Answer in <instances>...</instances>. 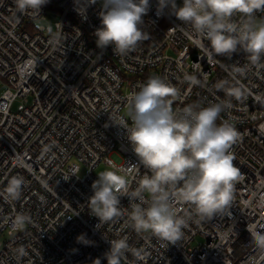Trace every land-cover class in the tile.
Segmentation results:
<instances>
[{
    "label": "built area",
    "instance_id": "2783aa9c",
    "mask_svg": "<svg viewBox=\"0 0 264 264\" xmlns=\"http://www.w3.org/2000/svg\"><path fill=\"white\" fill-rule=\"evenodd\" d=\"M182 2L176 0L178 6ZM101 3L48 0L34 15L19 13L14 0H0V85L8 87L0 94V192L12 176L26 182L19 200L0 196V264H95L97 258L107 264L109 240L121 237L130 246L122 264H264V250L248 231L250 226L264 233V69L251 66L242 50L230 59L214 54L209 59V42L197 44L191 27L168 9L158 14V0H149L142 17L149 38L134 52L120 56L112 46L102 50L94 35L101 26ZM81 4L84 13L83 7L78 11ZM50 14L58 16L53 24L37 25ZM255 15L258 22L264 19V11ZM233 65L247 66L237 79L248 95L239 101L216 88L231 79ZM150 76L177 89L174 111L230 103L217 123L236 128L231 151L242 173L230 206L203 221L193 214L180 240L166 246L149 232L133 230L127 197H121V217L100 228L88 205L97 170L107 160L118 169L139 164L126 129L115 122L127 119L129 94ZM18 99L23 105L15 112ZM81 164L88 168L84 177ZM146 172L140 165L133 189ZM190 211L185 205L180 214ZM17 213L29 216L30 223L14 231ZM81 234L92 243L78 242ZM20 248L26 251L22 258ZM134 250H142L145 259L137 261Z\"/></svg>",
    "mask_w": 264,
    "mask_h": 264
},
{
    "label": "clouds",
    "instance_id": "9594fccd",
    "mask_svg": "<svg viewBox=\"0 0 264 264\" xmlns=\"http://www.w3.org/2000/svg\"><path fill=\"white\" fill-rule=\"evenodd\" d=\"M96 2L87 0L88 4ZM14 3L19 13L30 11L40 15L48 0H14ZM81 7L84 13L83 4L78 11ZM149 7V0H102L101 26L94 33L97 47L103 50L112 46L113 52L120 56L134 52L149 38L142 29V17ZM165 9L183 25L191 27L197 44L209 42L206 47L209 59L213 54L230 59L242 50L251 66L264 69V19L258 22L255 15L264 11V0H183L179 6L176 0H158L157 13ZM235 17H240V22ZM48 30L51 31L50 27ZM246 69L247 66L233 65L231 79L219 81L216 88L238 101L245 99L248 90L237 77L243 76ZM189 79L193 84L199 83ZM176 95L177 89L160 76H150L138 91L129 94L127 119L119 118L115 124L126 129L139 164L97 174L88 205L91 215L99 219L98 228L121 217V197H127L133 230L149 232L166 246L180 240L193 214L203 221L230 206L235 186L242 179L231 151L238 132L233 124L217 123V120L231 105L229 102L205 107L189 104L174 111L171 98ZM140 165L147 172L133 189L132 179L134 174H139ZM25 183L23 176H12L0 196L9 202L19 200ZM185 205L191 211L181 215ZM28 223L30 217L24 213H17L11 220L14 231L22 230ZM248 231L255 246L264 250V233L250 226ZM77 241L92 243L83 234ZM109 243L110 248L104 253L107 264H122L130 248L127 237ZM133 254L137 261L145 259L142 250H134ZM17 255L21 258L26 255L25 249L20 248ZM95 264H101V260L97 258Z\"/></svg>",
    "mask_w": 264,
    "mask_h": 264
},
{
    "label": "rangeland",
    "instance_id": "374dc122",
    "mask_svg": "<svg viewBox=\"0 0 264 264\" xmlns=\"http://www.w3.org/2000/svg\"><path fill=\"white\" fill-rule=\"evenodd\" d=\"M57 17L56 15L54 14H50L49 15V20L47 22L45 21H42V22H38L37 25H40V24H53L56 20H57ZM8 89L7 85L6 84H2L0 85V94H3L6 90ZM23 105V102L21 99H18L14 102L12 108H13V111H19L20 107ZM126 112H127V109L125 111H123L124 115L126 116ZM115 169H118L117 165L115 163H111L110 160H107V164H104L103 166H101L98 170H97V173L101 172V171H104V170H115ZM88 171V168L86 165L84 164H81V172H80V176L81 177H84L86 175ZM201 241V239L199 240V242Z\"/></svg>",
    "mask_w": 264,
    "mask_h": 264
}]
</instances>
